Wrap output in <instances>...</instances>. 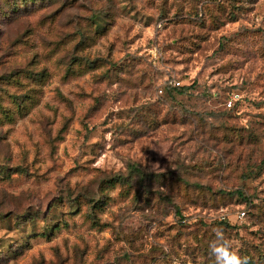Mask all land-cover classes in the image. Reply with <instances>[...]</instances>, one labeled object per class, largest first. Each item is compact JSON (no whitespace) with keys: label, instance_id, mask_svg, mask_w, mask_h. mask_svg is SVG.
<instances>
[{"label":"rangeland","instance_id":"rangeland-1","mask_svg":"<svg viewBox=\"0 0 264 264\" xmlns=\"http://www.w3.org/2000/svg\"><path fill=\"white\" fill-rule=\"evenodd\" d=\"M217 228L264 264V0H0V264H215Z\"/></svg>","mask_w":264,"mask_h":264},{"label":"clouds","instance_id":"clouds-1","mask_svg":"<svg viewBox=\"0 0 264 264\" xmlns=\"http://www.w3.org/2000/svg\"><path fill=\"white\" fill-rule=\"evenodd\" d=\"M209 252L215 259V264H246L245 260L231 250V244L220 229L215 230V236L210 241Z\"/></svg>","mask_w":264,"mask_h":264},{"label":"built area","instance_id":"built-area-1","mask_svg":"<svg viewBox=\"0 0 264 264\" xmlns=\"http://www.w3.org/2000/svg\"><path fill=\"white\" fill-rule=\"evenodd\" d=\"M174 87H181V83L180 82H174L173 83ZM160 93H162V91H160ZM234 100V99H233ZM233 100H229L228 103H227V106L229 108L232 107V104H233ZM244 216V214H241L240 216L238 215V218L241 219L242 217Z\"/></svg>","mask_w":264,"mask_h":264},{"label":"trees","instance_id":"trees-1","mask_svg":"<svg viewBox=\"0 0 264 264\" xmlns=\"http://www.w3.org/2000/svg\"><path fill=\"white\" fill-rule=\"evenodd\" d=\"M176 89H181V87H175Z\"/></svg>","mask_w":264,"mask_h":264}]
</instances>
